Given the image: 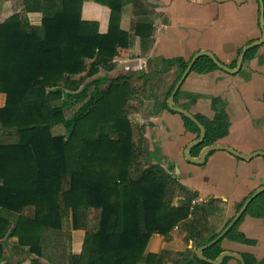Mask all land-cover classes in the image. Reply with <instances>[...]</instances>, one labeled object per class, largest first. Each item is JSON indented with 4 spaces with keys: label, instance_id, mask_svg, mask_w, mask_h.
Here are the masks:
<instances>
[{
    "label": "trees",
    "instance_id": "16d2710c",
    "mask_svg": "<svg viewBox=\"0 0 264 264\" xmlns=\"http://www.w3.org/2000/svg\"><path fill=\"white\" fill-rule=\"evenodd\" d=\"M95 1L111 8L107 34L82 18L84 0H54L53 9L46 6L48 0H26L23 15L0 23V93L7 95L0 108L1 260L9 239L18 237L30 264H160L154 249L147 253L154 235L170 239L174 228L184 224L188 239L195 240L207 225L203 207H192L190 196L175 204L177 180L150 162V155L135 175L141 146L126 111L133 89L126 70L114 63L119 50L130 45V34L121 29L126 0ZM33 10L45 15L40 28L27 22ZM144 27L137 25L136 33L142 35ZM217 68L202 56L192 70ZM213 100L216 117L209 123L197 117L206 127L198 147L228 134L221 98ZM58 127L64 132L56 133ZM28 207L34 208L32 216L24 214ZM247 210L264 216V192ZM69 220L72 229L86 230L77 256L65 229ZM238 223L225 237L248 242ZM216 237L212 233L199 246ZM221 241L204 255L216 259ZM194 258L205 263L197 254ZM245 261L257 264L251 257Z\"/></svg>",
    "mask_w": 264,
    "mask_h": 264
},
{
    "label": "crops",
    "instance_id": "0c3cea01",
    "mask_svg": "<svg viewBox=\"0 0 264 264\" xmlns=\"http://www.w3.org/2000/svg\"><path fill=\"white\" fill-rule=\"evenodd\" d=\"M48 1L46 6L53 9L54 0ZM25 3L26 0H0V23L13 15H23ZM122 10L121 29L130 34V45L119 50L114 63L118 69L126 70L133 89L126 111L136 142L145 147L142 152L138 149L140 155H145L143 163L138 162V155L136 166L146 167L150 155V162L160 165L177 180L175 204L186 202L190 196L192 207L199 205L204 209L203 226L207 222L201 238L195 240L188 239L184 224L174 228L170 239L154 235L147 253L154 249L160 264H212L205 260L201 263L194 257L185 259V255L192 248L197 251L206 231L218 236L244 203L264 186V155L258 154L264 152V43L245 57L237 73L219 67L204 72L191 70L174 98L175 106L208 123L217 114L213 99L221 98L229 130L215 144L251 157L216 149L205 153L203 163L191 161L189 157L199 158L211 145H194L189 150L201 130L199 134L195 127H188L184 115L169 107V100L186 69L183 63L189 64L198 52L211 51L227 66H237L243 48L262 37L260 2L126 0ZM111 13L109 6L95 0L83 2L82 18L98 23L101 34L109 31ZM26 16L30 26L40 28L45 15L33 10ZM137 25H145L143 36L136 33ZM104 72L102 69L101 74ZM6 101L7 95L0 93V108ZM31 208L24 214L32 216L34 208L33 213H28ZM238 221L239 233L249 241L225 235L221 238L222 253L251 257L255 263L264 264V216L246 210ZM69 231L71 253L77 256L82 252L86 230ZM4 250L5 259H0V264H30L27 252L19 249L18 237L10 238ZM220 264L241 263L236 257L226 256Z\"/></svg>",
    "mask_w": 264,
    "mask_h": 264
},
{
    "label": "water",
    "instance_id": "95a60500",
    "mask_svg": "<svg viewBox=\"0 0 264 264\" xmlns=\"http://www.w3.org/2000/svg\"><path fill=\"white\" fill-rule=\"evenodd\" d=\"M259 2H260V7H261L260 24H261V29H262V37L259 40H256V41H253V42L249 43L247 46H245L243 48L242 52L239 55V59H238V62H237V66L235 68H231V67L227 66L226 64H224L223 62H221L217 58V56L213 52H211V51H206V50L200 51L189 62L188 66L186 67V69L184 71V73L182 74V76L179 79V81L177 82L174 90L172 91V94H171V97H170V100H169V107L172 110L177 111V112L183 114L184 116H186L187 118L191 119L195 124H197L199 126V128L201 130V134H200L199 138L191 144V146L189 147V150L194 145H200V144H202L205 141V138H206V127L200 122L199 119H197L195 117V115L191 114L188 110H186L184 108H181V107L175 106V104H174L175 95H176L177 91L180 89L182 83L184 82V80L186 79V77L188 76V74L190 73V71L193 69L195 63L202 56H208V57H210L219 68H221V69H223V70H225V71H227L229 73H237L241 69L242 64H243V62L245 60V57H246V54H247L248 50L251 49V48H253V47L259 46V45H261V44L264 43V0H259ZM216 149L228 150L231 153H233V154H235V155H237L239 157H242V158H249V157L252 156V155H242V154L238 153L236 150L232 149L231 147H227V146L220 145V144H214V145H211V146L206 147L203 150V153H202V155L199 158L189 157V159L191 161H193V162H196V163H203L204 162V155H205V153L208 152V151H211V150H216ZM258 154L259 155L260 154L261 155H264V152L263 151H260V152H258ZM263 192H264V186L261 187L260 189H258L244 203V205L239 210V212L237 213V215L233 218V220L228 224V226L215 239H213L212 241H210L209 243H207L205 245L200 246L197 249L196 254L199 257V259L205 260L208 263H212V264H220L222 262L223 258H225L226 256H233V257H236L240 261L241 264H246V261H245L244 257L241 256V255H239V254H234V253H230V252H224L216 260H212V259L207 258L204 255V251L207 248H209L210 246H212L213 244H215L216 242H218L221 238H223L226 235V233L239 220V218L241 217V215L247 210V208L250 205V203L256 197H258L261 193H263Z\"/></svg>",
    "mask_w": 264,
    "mask_h": 264
},
{
    "label": "rangeland",
    "instance_id": "374dc122",
    "mask_svg": "<svg viewBox=\"0 0 264 264\" xmlns=\"http://www.w3.org/2000/svg\"><path fill=\"white\" fill-rule=\"evenodd\" d=\"M54 131H55L56 133H57V132L61 133V132H64V129L61 128V127H58V128H56V129H54ZM139 145H140V144L137 142V146H139ZM144 149H145V147H141V148L139 149V151L142 152V151H144ZM139 155H140V154H139ZM144 155H145V154H142V155L139 156V158H138V162H139V163H143V161H144ZM139 168H140V166H136V167H135V172H134V173H135L136 176L139 174V173H138ZM28 213H30V214L33 213V208H31V209L28 211ZM98 215H99V212L97 211L94 217H96V216H98ZM90 225H91L92 228H94L95 225H96V222L91 220ZM71 228H72V227H71L70 220H69L68 222L66 221V223H65V229L70 230ZM83 231H85V230H83ZM209 232H210V231H209ZM209 232H208V231L205 232V233H207L206 238H207L209 235H211V232H210V233H209ZM205 233H204V234H205ZM195 252H196V250H195L194 248H192L191 250H189V251H188V254L185 255V259H190V258L194 257Z\"/></svg>",
    "mask_w": 264,
    "mask_h": 264
},
{
    "label": "built area",
    "instance_id": "2783aa9c",
    "mask_svg": "<svg viewBox=\"0 0 264 264\" xmlns=\"http://www.w3.org/2000/svg\"><path fill=\"white\" fill-rule=\"evenodd\" d=\"M194 207V206H193Z\"/></svg>",
    "mask_w": 264,
    "mask_h": 264
}]
</instances>
